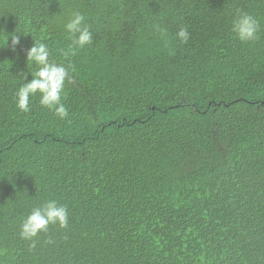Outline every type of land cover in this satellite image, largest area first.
Instances as JSON below:
<instances>
[{
    "label": "trees",
    "instance_id": "1",
    "mask_svg": "<svg viewBox=\"0 0 264 264\" xmlns=\"http://www.w3.org/2000/svg\"><path fill=\"white\" fill-rule=\"evenodd\" d=\"M76 11L93 42L66 60ZM238 12L259 39L235 37ZM5 34L0 264H264V0H0ZM37 39L73 65L64 120L39 94L16 107ZM48 200L68 225L31 248L20 223Z\"/></svg>",
    "mask_w": 264,
    "mask_h": 264
},
{
    "label": "clouds",
    "instance_id": "2",
    "mask_svg": "<svg viewBox=\"0 0 264 264\" xmlns=\"http://www.w3.org/2000/svg\"><path fill=\"white\" fill-rule=\"evenodd\" d=\"M152 28L162 40L167 42V29L159 24H153ZM260 29L259 21L251 14L238 12L232 21V33L242 43L252 42L259 39ZM64 30L70 43L65 49H61V55L69 60L77 52L93 42L91 26L86 22V16L79 12H72L68 21L64 24ZM176 38L181 43H187L189 32L186 27H181L176 33ZM11 40L13 50L20 44V35L5 34L0 38V43L8 46ZM50 49L48 44L39 39L33 41V46L27 50V63L35 66V71L31 73L32 79L24 82L15 93L16 107L24 113L30 111V97L39 94V103L42 107L54 111L55 116L64 120L69 112L62 96L65 91L66 81L72 82L70 72L73 71V65L68 63H56L50 60ZM27 80V76L25 77ZM50 225H58L60 228H66L68 225V208L66 205H60L55 200L45 201L43 204L31 209L30 213L22 219L19 226V237L25 241H31V248L36 246V238L41 233H48ZM46 243H53L49 238Z\"/></svg>",
    "mask_w": 264,
    "mask_h": 264
}]
</instances>
